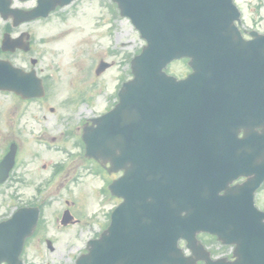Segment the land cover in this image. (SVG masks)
<instances>
[{
  "label": "water",
  "instance_id": "water-1",
  "mask_svg": "<svg viewBox=\"0 0 264 264\" xmlns=\"http://www.w3.org/2000/svg\"><path fill=\"white\" fill-rule=\"evenodd\" d=\"M44 1L38 0V15L54 7L55 0ZM115 1L147 46L131 61L134 78L122 85L119 102L83 133L87 156L108 160L109 171H124L109 186L123 201L78 264H195L200 230L238 245L239 260L209 264H264V216L243 199V186L217 196L220 185L212 187L210 175L217 162L238 157L230 153L243 145L252 158H264V36L241 38L231 0ZM8 4L0 10L7 12ZM182 56L190 58L193 71L179 81L163 68ZM107 66L101 62L97 73ZM15 74L0 61V88L43 95L40 79L33 84L28 75L19 84ZM33 85L36 92L28 91ZM25 211L21 227L0 231V262L22 264L18 256L36 222L35 211ZM179 238L187 240L194 259L183 257Z\"/></svg>",
  "mask_w": 264,
  "mask_h": 264
},
{
  "label": "rangeland",
  "instance_id": "rangeland-1",
  "mask_svg": "<svg viewBox=\"0 0 264 264\" xmlns=\"http://www.w3.org/2000/svg\"><path fill=\"white\" fill-rule=\"evenodd\" d=\"M237 2L244 9L247 23L264 33V0ZM111 4L109 0H75L46 19L27 23L24 27L34 35L32 55L38 58V76L45 82V97L21 103L13 94L8 97L0 94V113L10 119L9 125L5 123L6 130L11 131L19 116L22 147L37 152L36 156L28 155L24 162L27 181L31 183L26 191L32 192L34 171L38 167V189L46 203L40 235L56 240L60 249L66 242L81 245L87 238L96 236L107 222L108 211L116 204L115 199L102 193L109 177L96 174L92 166L82 162L83 148L79 144L81 122L100 115L114 104L122 80L129 77V60L144 44L130 21L120 17ZM257 4L261 6L258 12L251 11ZM33 5L34 0L15 3L17 7ZM100 59L114 64L96 76L94 68ZM11 60L18 64L21 58ZM23 64L29 66L28 60ZM169 70L182 75L187 68L184 62H179ZM4 104L5 111L12 109L11 114L3 113ZM57 165L64 167L54 173ZM65 199L79 202L76 210L83 217L81 224L66 230L55 221ZM257 201L264 204V191ZM36 239L26 249L25 264H58L54 261L56 252L38 256ZM209 241L214 247L215 243ZM45 257L53 261H44Z\"/></svg>",
  "mask_w": 264,
  "mask_h": 264
},
{
  "label": "flooded vegetation",
  "instance_id": "flooded-vegetation-1",
  "mask_svg": "<svg viewBox=\"0 0 264 264\" xmlns=\"http://www.w3.org/2000/svg\"><path fill=\"white\" fill-rule=\"evenodd\" d=\"M4 26L0 29V34L9 33L11 35L20 36L22 33L26 32L25 30H17L22 25L13 26L11 20L7 19L4 21ZM246 33V30L243 31ZM20 144L16 145L15 152V164L13 169L10 170L6 179L0 183V222L9 219L13 212L17 209L26 207V206H35L42 208V202L40 200V195H38V168L34 171L35 178V188L31 193L27 192L28 184L31 183L27 181L28 172L24 165L18 164L20 153ZM9 143H0V160L8 152ZM32 177H29V179ZM68 204V201H65ZM73 205V203H72ZM264 210V204L262 205ZM37 225V233H38ZM75 244H63L62 248H58L54 241L51 243V246L47 244V239L44 238V241L38 236V254L48 256L51 253L56 252L54 255L56 262H65L69 260L72 256V253L75 251ZM83 248L77 246L76 254L81 253ZM59 264V263H58Z\"/></svg>",
  "mask_w": 264,
  "mask_h": 264
},
{
  "label": "bare ground",
  "instance_id": "bare-ground-1",
  "mask_svg": "<svg viewBox=\"0 0 264 264\" xmlns=\"http://www.w3.org/2000/svg\"><path fill=\"white\" fill-rule=\"evenodd\" d=\"M68 37H70V35H68ZM66 41V40H65Z\"/></svg>",
  "mask_w": 264,
  "mask_h": 264
}]
</instances>
